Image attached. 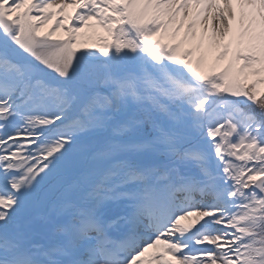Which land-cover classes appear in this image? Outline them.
Instances as JSON below:
<instances>
[{
	"label": "snow or ice",
	"instance_id": "obj_1",
	"mask_svg": "<svg viewBox=\"0 0 264 264\" xmlns=\"http://www.w3.org/2000/svg\"><path fill=\"white\" fill-rule=\"evenodd\" d=\"M0 264H264V0H0Z\"/></svg>",
	"mask_w": 264,
	"mask_h": 264
},
{
	"label": "rangeland",
	"instance_id": "obj_2",
	"mask_svg": "<svg viewBox=\"0 0 264 264\" xmlns=\"http://www.w3.org/2000/svg\"><path fill=\"white\" fill-rule=\"evenodd\" d=\"M62 34V33H61Z\"/></svg>",
	"mask_w": 264,
	"mask_h": 264
}]
</instances>
